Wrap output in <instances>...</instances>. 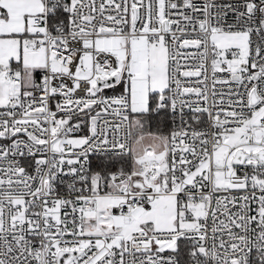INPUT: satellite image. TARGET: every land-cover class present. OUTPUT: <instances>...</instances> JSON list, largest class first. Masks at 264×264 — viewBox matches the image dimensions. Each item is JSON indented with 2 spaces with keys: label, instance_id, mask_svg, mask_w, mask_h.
<instances>
[{
  "label": "snow or ice",
  "instance_id": "obj_1",
  "mask_svg": "<svg viewBox=\"0 0 264 264\" xmlns=\"http://www.w3.org/2000/svg\"><path fill=\"white\" fill-rule=\"evenodd\" d=\"M0 264H264V0H0Z\"/></svg>",
  "mask_w": 264,
  "mask_h": 264
},
{
  "label": "built area",
  "instance_id": "obj_2",
  "mask_svg": "<svg viewBox=\"0 0 264 264\" xmlns=\"http://www.w3.org/2000/svg\"><path fill=\"white\" fill-rule=\"evenodd\" d=\"M189 51H192V52H194V51H195V49H190ZM219 75H224V74H219ZM192 79H195V78H192Z\"/></svg>",
  "mask_w": 264,
  "mask_h": 264
}]
</instances>
